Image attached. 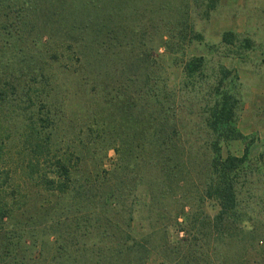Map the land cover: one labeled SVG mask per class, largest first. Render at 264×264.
Here are the masks:
<instances>
[{"label":"trees","instance_id":"obj_1","mask_svg":"<svg viewBox=\"0 0 264 264\" xmlns=\"http://www.w3.org/2000/svg\"><path fill=\"white\" fill-rule=\"evenodd\" d=\"M104 1L0 0V108L16 118L19 130V158L12 165L21 171L25 184L32 181L48 197L33 200L28 211H19L14 177L7 174L12 189L7 195L6 178L0 180V264H149L151 252L159 255L158 264H264V178L254 171L241 174L246 152L241 156L221 153L222 141L240 136L236 120L241 99L235 70L217 67L205 111H199L193 100L185 104L200 92L199 85L186 100L183 95L165 93L155 100L150 96L147 105L137 98L127 106L122 103L123 115L135 116L132 127L137 138L135 142L120 134L115 137L110 127L96 131L99 141L110 137L114 141L112 167L102 168L112 182L104 193L95 191L104 187L97 182L101 166L86 168L94 159L95 141L83 144L88 154L83 158L82 149L74 143V148L60 147L58 132L66 121V108L59 95H67L68 89L51 67L70 53L75 67L63 65L64 73L97 81L94 68L103 55V39L115 40V33L104 34L102 19L91 13L102 9ZM206 1L209 10L215 7L216 0ZM36 25L39 31L33 30ZM194 37L201 39L199 34ZM235 37L226 31L222 41L232 44ZM244 42L250 45L249 39ZM203 61L201 56L192 57L185 62L184 73L196 78ZM201 127L212 136L202 154L197 144ZM134 149L140 155L129 158ZM130 159L135 160L132 167ZM198 169L205 174L204 197L217 208L214 216L200 217L192 204L187 212L183 207L169 210V200L183 202L180 189ZM145 177L151 216L148 212L141 227L144 231L138 233L131 222L119 223L111 212L124 205L125 194L135 198ZM256 184L262 188L260 193ZM77 186L81 190L73 191ZM64 195H71V201L59 207V201L52 198ZM18 213L22 218L16 223ZM116 213L123 214L121 207ZM180 215L187 223L188 236L169 244L166 224ZM238 245L243 249L231 255Z\"/></svg>","mask_w":264,"mask_h":264},{"label":"rangeland","instance_id":"obj_2","mask_svg":"<svg viewBox=\"0 0 264 264\" xmlns=\"http://www.w3.org/2000/svg\"><path fill=\"white\" fill-rule=\"evenodd\" d=\"M105 1L102 9L91 13L99 20L102 19L100 27L104 34L115 33V40L111 42L108 38L103 39V55L94 68V71H98L97 81L64 73L63 65L75 67V58L70 53H66L67 57L63 62H56L51 67L62 86L68 89L67 95H59L66 108V121L61 124L58 132L60 147L63 150L66 147L70 149L74 143L82 149L80 158H83L88 156L83 144L95 141V150L91 155L94 159L86 167L92 169L97 165L101 166L97 182L104 187L96 188L95 191L104 193L105 187H111V179L102 168L110 169L115 159V152L111 148L114 144L112 137L107 142L99 141L96 131L102 127H110L115 137L120 134L123 139L136 142L137 136L132 127L135 116L127 118V115H123L121 104L127 106L137 98L141 104L147 105L150 96L155 100L157 95L165 93L183 95L186 100L189 92L198 90L199 85L200 92L185 104H190L193 100L199 111H205V104L210 101L211 88L218 77L216 69L219 65L237 72V89L241 99L236 120L240 136L222 141L221 153L223 156L228 153L241 156L246 152L241 174L254 171L259 173L258 178H264V0H216L215 7L211 10L207 7L206 0ZM38 25L34 26V31L40 29ZM226 31H231L236 36L232 44L222 41V35ZM194 34H199L201 39H196ZM245 39L250 41L248 47ZM198 56L204 59L201 71L196 78H189L184 73L185 62ZM118 101H121L120 108L116 105ZM15 119L4 108H0V142H3L0 143V180L4 182L6 178L3 188L7 195L12 192L7 174L14 177L13 192L18 195L14 202L19 211H28L30 207L33 208L34 201L47 200L48 197L44 191L39 192L32 181L25 184L19 176L21 171H16L12 165L19 158L16 147L19 130ZM129 125L132 128H127ZM183 130L182 141L186 137V131ZM130 132L133 135L128 136ZM211 138V134L201 127L197 140L201 154L205 150L204 145L207 146ZM140 153L139 149H134L130 151L129 158ZM129 162L128 165L132 167L135 160L130 159ZM128 174L129 171L125 176ZM130 175H134V172H130ZM204 176V170L200 172L198 169L192 177H188L179 192L183 202L169 200L168 209L181 210L183 207L184 212H187L192 204L200 212V217L214 216L217 211L215 204L204 197ZM145 181L144 185L137 188L135 198L125 194L124 205L120 206L122 215L116 213L120 207L111 212V217L117 222H131L133 230L138 233L144 231L141 227L147 222L148 212L151 216V206L146 203V177ZM255 188L259 193L262 190L260 185L257 188V184ZM78 190L81 187L77 186L73 191ZM71 198V195H64L58 198L54 196L52 199L59 201L61 207L65 201H71ZM144 200L145 203L142 204ZM260 209L259 206L257 210ZM262 213L263 211L261 215ZM130 214L133 218L129 217ZM20 218L22 217L18 213L14 222L17 223ZM186 225L181 215L176 221L167 223V242L174 244L187 237ZM203 237L206 238L205 235ZM201 242L205 244L206 240ZM235 248L231 250V255L238 248L243 249L241 245ZM160 262L159 255L151 252L149 264Z\"/></svg>","mask_w":264,"mask_h":264}]
</instances>
